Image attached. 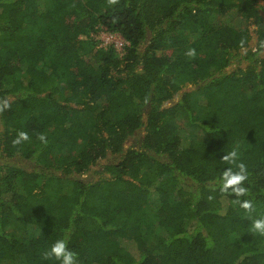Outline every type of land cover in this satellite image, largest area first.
<instances>
[{"label":"trees","instance_id":"1","mask_svg":"<svg viewBox=\"0 0 264 264\" xmlns=\"http://www.w3.org/2000/svg\"><path fill=\"white\" fill-rule=\"evenodd\" d=\"M259 1L0 0V264H59L65 237L77 264H264Z\"/></svg>","mask_w":264,"mask_h":264},{"label":"clouds","instance_id":"2","mask_svg":"<svg viewBox=\"0 0 264 264\" xmlns=\"http://www.w3.org/2000/svg\"><path fill=\"white\" fill-rule=\"evenodd\" d=\"M192 50H189L188 55H192ZM28 135L26 132L20 131L13 141V143H20L21 141L27 140ZM41 141H44L43 135L40 136ZM240 151L237 147L232 148L222 157L228 165H233L236 171H233L232 167H227L226 170L222 172L220 177V191L226 193L229 190L231 193L235 194L236 197H240L242 194L247 193V189L242 186L248 178V171L246 165L239 159ZM233 204H239V206L247 211L252 210V202L250 200H234ZM251 231L264 235V216L253 219L251 224ZM46 259L54 258L59 264H77L76 253L67 247V238L57 239L50 248L44 253Z\"/></svg>","mask_w":264,"mask_h":264},{"label":"rangeland","instance_id":"3","mask_svg":"<svg viewBox=\"0 0 264 264\" xmlns=\"http://www.w3.org/2000/svg\"><path fill=\"white\" fill-rule=\"evenodd\" d=\"M259 4L262 8H264V0H260L259 1ZM233 23H235L236 26L238 27H243V26H247V23L240 17H236L233 21ZM249 29L251 30V32H253V30L255 29L254 26H249ZM94 39L98 42L99 44V47L100 48H108L110 46H112L115 51L122 55L123 52H124V47L127 45V42H125V40L119 35V34H109V33H105V32H98L97 34L94 35ZM255 43V39H253V42H252V45ZM236 66L235 62L228 68L229 70H232L234 67ZM186 90L187 89H193L192 86H188L187 88H185ZM184 89V90H185ZM182 91L179 92L174 100L169 104L171 105L173 102H176L179 98H180V95H181ZM144 132H141L140 133V136L142 135L143 136ZM134 140H131V142H128L126 144V148L129 147L132 142ZM2 163H4V160L2 161ZM20 165L26 167V168H29V167H32V166H36L35 162L34 161H26L25 159L21 160V162H19ZM107 163V160H103V161H100L99 164L103 165V164H106ZM100 165L99 166H96V167H93L92 169V172L84 175V176H81V179H84V180H87V179H91L93 178L95 175V170L99 169ZM96 177V176H95Z\"/></svg>","mask_w":264,"mask_h":264}]
</instances>
